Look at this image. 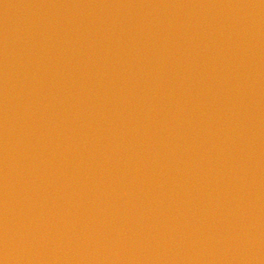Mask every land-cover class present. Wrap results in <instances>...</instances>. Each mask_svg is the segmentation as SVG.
Segmentation results:
<instances>
[{
	"label": "water",
	"instance_id": "95a60500",
	"mask_svg": "<svg viewBox=\"0 0 264 264\" xmlns=\"http://www.w3.org/2000/svg\"><path fill=\"white\" fill-rule=\"evenodd\" d=\"M0 264H264V0H0Z\"/></svg>",
	"mask_w": 264,
	"mask_h": 264
}]
</instances>
